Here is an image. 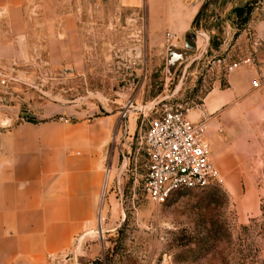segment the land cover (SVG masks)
<instances>
[{"label": "rangeland", "instance_id": "374dc122", "mask_svg": "<svg viewBox=\"0 0 264 264\" xmlns=\"http://www.w3.org/2000/svg\"><path fill=\"white\" fill-rule=\"evenodd\" d=\"M128 1L70 2L79 21L84 62L79 73L49 69L39 42L28 37L25 46L20 39V56L0 68V120L10 125L36 121L46 107L63 111L53 118L63 116L65 122L117 115L122 137L116 151L125 174L124 182L121 175L114 184L119 216L111 232L89 239L82 264H264L263 157L235 159L231 164L243 170L221 174V185L176 191L155 205L143 192L146 158L136 144L139 130L159 111L208 120L205 101L225 84L217 59L261 15V0H167L168 23L156 31L155 13L163 1ZM33 3L40 7V0ZM194 8L198 18L188 25ZM193 30L200 31L196 51L169 73V47L183 49L185 35ZM200 34L209 38L208 45ZM127 103L132 109L122 118ZM106 185L107 178L104 190ZM93 244L104 247L91 250Z\"/></svg>", "mask_w": 264, "mask_h": 264}, {"label": "crops", "instance_id": "0c3cea01", "mask_svg": "<svg viewBox=\"0 0 264 264\" xmlns=\"http://www.w3.org/2000/svg\"><path fill=\"white\" fill-rule=\"evenodd\" d=\"M71 1L40 0L39 18L34 21L26 0H0V9L6 11V18L0 19V68L20 56L30 37L39 42L49 69L82 71L79 21ZM162 1L154 31L168 23L167 0ZM124 3L129 5L128 0ZM260 4L262 13L250 24L260 43L255 66L228 74L224 86L215 87L205 101L209 117L205 135L220 174L243 170L231 164L235 159L264 158V0ZM232 42L237 45L232 52H248L245 33ZM257 77L260 88L253 87ZM57 115L63 111L46 107L36 121H15L0 128V264H49L50 257L70 250L74 238L97 230L99 219L103 234L112 231L113 218L119 216L114 184L121 175L124 182L125 174L119 170L116 151V141L122 137L117 115L76 122L53 118ZM98 247L104 245L93 244L91 250Z\"/></svg>", "mask_w": 264, "mask_h": 264}, {"label": "built area", "instance_id": "2783aa9c", "mask_svg": "<svg viewBox=\"0 0 264 264\" xmlns=\"http://www.w3.org/2000/svg\"><path fill=\"white\" fill-rule=\"evenodd\" d=\"M27 2V6L31 9L29 10L31 17H36L37 9L33 0H27ZM5 18L6 11L0 9V19ZM251 30L247 27L243 32L250 46L247 53L232 52L231 47L236 48L237 45L229 41V49L217 59L223 78L241 67L255 66V54L260 43ZM200 36L205 37L208 45L209 38L205 34ZM170 38L169 35L168 41ZM260 86L259 77H257L253 87L260 88ZM131 109L132 103H127L121 112V117L125 118ZM206 122L204 119L192 120L187 112L167 109L159 111L156 117L147 120V127L139 131L136 144L146 158L143 192L155 205L164 204L176 191L203 190L222 184L223 178L210 157V147L205 136ZM11 126L7 121L0 120L1 129ZM91 236L88 233L77 236L70 250L61 257H50L49 264H82L79 259L88 249L89 239H100L101 234ZM164 264H167L166 261Z\"/></svg>", "mask_w": 264, "mask_h": 264}, {"label": "water", "instance_id": "95a60500", "mask_svg": "<svg viewBox=\"0 0 264 264\" xmlns=\"http://www.w3.org/2000/svg\"><path fill=\"white\" fill-rule=\"evenodd\" d=\"M208 1V0H207ZM196 18V17H195ZM200 31L193 30L185 35L183 49H176L175 47H169L167 53V68L169 73L180 61L185 60L191 53L196 51L197 35Z\"/></svg>", "mask_w": 264, "mask_h": 264}, {"label": "bare ground", "instance_id": "6f19581e", "mask_svg": "<svg viewBox=\"0 0 264 264\" xmlns=\"http://www.w3.org/2000/svg\"><path fill=\"white\" fill-rule=\"evenodd\" d=\"M100 226H101V225H100ZM100 226H99V227H100ZM97 230H98L97 232H99V234L102 235V231H103L102 228L100 227V228H98Z\"/></svg>", "mask_w": 264, "mask_h": 264}, {"label": "trees", "instance_id": "16d2710c", "mask_svg": "<svg viewBox=\"0 0 264 264\" xmlns=\"http://www.w3.org/2000/svg\"><path fill=\"white\" fill-rule=\"evenodd\" d=\"M236 11H237V12H240V11H242V10H240V9H236ZM197 18H198V15H197L196 19H197ZM196 19H195V20H196ZM194 22H195V21H194Z\"/></svg>", "mask_w": 264, "mask_h": 264}]
</instances>
